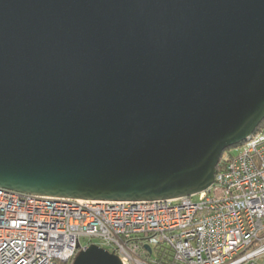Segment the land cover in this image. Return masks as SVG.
<instances>
[{
  "label": "water",
  "instance_id": "obj_1",
  "mask_svg": "<svg viewBox=\"0 0 264 264\" xmlns=\"http://www.w3.org/2000/svg\"><path fill=\"white\" fill-rule=\"evenodd\" d=\"M263 121L264 0H0L2 189L195 196Z\"/></svg>",
  "mask_w": 264,
  "mask_h": 264
},
{
  "label": "built area",
  "instance_id": "obj_2",
  "mask_svg": "<svg viewBox=\"0 0 264 264\" xmlns=\"http://www.w3.org/2000/svg\"><path fill=\"white\" fill-rule=\"evenodd\" d=\"M237 148L197 201H85L0 188V264L72 263L93 240L122 264H264V134Z\"/></svg>",
  "mask_w": 264,
  "mask_h": 264
},
{
  "label": "trees",
  "instance_id": "obj_3",
  "mask_svg": "<svg viewBox=\"0 0 264 264\" xmlns=\"http://www.w3.org/2000/svg\"><path fill=\"white\" fill-rule=\"evenodd\" d=\"M264 124V121L262 122V124L259 126L258 130L256 131V133H259L261 132V126H263ZM236 148V147H235ZM230 150V149H229ZM229 150H226L223 155H222V158L220 160V164L217 168V172H219L225 165L226 163L233 157L231 154H228L229 153ZM229 156V157H228ZM58 264H71V263H58Z\"/></svg>",
  "mask_w": 264,
  "mask_h": 264
},
{
  "label": "rangeland",
  "instance_id": "obj_4",
  "mask_svg": "<svg viewBox=\"0 0 264 264\" xmlns=\"http://www.w3.org/2000/svg\"><path fill=\"white\" fill-rule=\"evenodd\" d=\"M259 133H263L264 134V124H263V126H261V132H259ZM240 150H241L240 148H232V149L229 150L228 154H231L232 156L235 157V156H237L240 153ZM194 200L197 201L198 200V196H195ZM97 243H98L97 240H93L92 241V244H97ZM84 244H85V242H84Z\"/></svg>",
  "mask_w": 264,
  "mask_h": 264
}]
</instances>
